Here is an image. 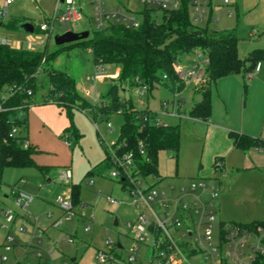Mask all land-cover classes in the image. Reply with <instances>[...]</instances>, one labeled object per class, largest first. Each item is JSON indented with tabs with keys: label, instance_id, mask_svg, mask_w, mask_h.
Instances as JSON below:
<instances>
[{
	"label": "rangeland",
	"instance_id": "374dc122",
	"mask_svg": "<svg viewBox=\"0 0 264 264\" xmlns=\"http://www.w3.org/2000/svg\"><path fill=\"white\" fill-rule=\"evenodd\" d=\"M157 1H166L167 8L174 1L151 0L145 4L153 9L151 15L160 20L162 9ZM202 4V19L196 20V11L192 0L187 2V13L190 23L206 33L221 30H233L237 39V54L243 58L253 49H264V23L246 24L243 16L248 12L241 8V0H198ZM81 6L83 17L75 23H54L49 36L38 30V26L53 15L55 0H0V9L6 19L18 18L28 21L34 26L32 32H24L0 25V34L23 39L22 45L10 42L12 47H23L30 50H47L53 53L52 58L44 67L65 71L74 79L75 91L84 99L93 102L107 87L117 81L118 70L112 63L100 64L101 70L93 62L87 46L80 40L71 43L55 44L53 37L67 29L73 31L87 30L89 37L96 29V21L90 0H75ZM238 10L235 12L234 4ZM106 11L120 9L121 12L139 19L143 4L140 0H102ZM59 8H64L59 3ZM237 13V14H236ZM4 24V23H3ZM40 42V43H39ZM199 46L190 52H182L176 63L189 66L199 61L205 70L203 52ZM201 53L197 57V53ZM206 72V71H205ZM251 75L233 73L219 77L210 86L209 120L214 124H226L232 131L264 139V59H261ZM44 73L37 75L42 86L36 88L32 95L33 103L27 110V129L17 128L16 134H26L28 141L34 145L35 152L31 155L33 163L25 166L6 167L1 175L0 183V222L2 209L10 208L21 216L31 217L32 224H22L15 219V228L24 227L29 231L27 238L24 231L12 236V250L4 251L0 245V264H121L127 261L129 248L133 241L126 227L136 216L132 198L127 186L117 179L109 177L111 167L100 173L90 172L93 165H88L105 155L106 145L115 142L124 117L118 113L104 115L93 119L90 109L72 108L70 116L65 108L57 102H41L47 94ZM140 87L126 86L121 90V98H129L135 104L139 100ZM3 95H6L3 92ZM200 93L194 90L193 83H188L180 90H172L168 86L154 83L143 99L151 112H156L162 123L179 125L180 142L176 151L159 149L156 153L157 170L160 178L149 176L148 181L158 189L168 185L188 186L194 177H187L186 172L196 163L202 141H198L189 129V108L200 99ZM78 101V100H77ZM162 102H167V111L178 108L177 116L170 117L164 113ZM179 103V105H178ZM189 121V122H188ZM111 124V131L106 123ZM74 133L78 138H74ZM70 141L66 146L63 139ZM211 145L214 140L210 141ZM91 166V167H90ZM70 169L72 181L65 183L57 179L63 169ZM221 183L212 181L219 192L218 200L213 201L215 220L212 222V246L217 247V226L219 221L249 223L264 220V167L248 165H227L218 173ZM33 197L24 211L14 207L13 198L8 195L12 185ZM75 182V183H74ZM78 186V199L85 203L83 209H74L70 219L53 225L61 214L55 202L61 195H70L72 184ZM157 211V210H156ZM158 212V211H157ZM18 215V216H19ZM13 225V223H12ZM33 233V235H31ZM38 234L40 236L38 237ZM176 236V233H173ZM1 240V231H0ZM39 240V244H37ZM107 241H109L107 243ZM1 242V241H0ZM120 243L121 247L117 246ZM114 258L104 263L96 259L97 252ZM4 255L5 258L2 259ZM150 241L138 243L136 260L133 263L148 264L152 257ZM215 258L200 254L189 255L187 263L181 264H212ZM180 264V263H178Z\"/></svg>",
	"mask_w": 264,
	"mask_h": 264
},
{
	"label": "trees",
	"instance_id": "16d2710c",
	"mask_svg": "<svg viewBox=\"0 0 264 264\" xmlns=\"http://www.w3.org/2000/svg\"><path fill=\"white\" fill-rule=\"evenodd\" d=\"M188 1L181 0L174 8L162 9L159 21L152 17L153 9L143 5L137 12L139 22L136 27L109 21L103 28H96L91 37L88 34L85 39H81L90 50L96 65L112 63L118 69L117 81L100 93L101 97H98L96 104L87 101L75 91L74 79L68 73L43 66L52 58L53 53H48L46 49L34 51L21 46L0 44V183L6 167L33 163L31 155L35 148L27 142L26 134H8L12 128L17 130L21 127L26 131L27 110L33 103L32 95L37 87L42 86V82L37 81L40 72L44 73V84L47 88V94L41 102L55 101L66 109L68 115L72 108H88L92 111L94 120L98 117L102 120L104 115L122 109L124 121L115 143L123 142L125 145L122 150L132 151L140 174L158 176L156 153L159 149H169L177 154L180 142L179 126H156L137 119L134 103L129 98H121V90L126 86L143 84L148 91L154 83L163 84L172 90L182 89V84L175 87L173 66L180 53L190 52L199 46L207 60L206 72L204 80L196 89L201 95L200 99L189 108L188 114L193 118L207 120L210 115L211 84L228 74L251 75L250 72L256 69L258 62L264 59V49H253L240 58L237 54V39L232 29L206 33L205 30L193 26L186 9ZM19 21L18 18H10L4 25L15 29ZM43 57L44 62L41 64ZM39 66L41 71L37 72ZM163 75H166V79H163ZM228 136L235 148L264 150V139L232 130L228 132ZM77 137L74 133V138ZM139 140L144 145L145 155L137 152ZM24 142L28 144L24 146ZM107 167H111V164L105 153L103 160L93 166L90 172L100 173ZM119 181L124 184L122 180ZM16 183L10 186L14 187ZM70 196L77 207L80 201L76 184L71 185ZM240 224L263 225L264 220Z\"/></svg>",
	"mask_w": 264,
	"mask_h": 264
},
{
	"label": "built area",
	"instance_id": "2783aa9c",
	"mask_svg": "<svg viewBox=\"0 0 264 264\" xmlns=\"http://www.w3.org/2000/svg\"><path fill=\"white\" fill-rule=\"evenodd\" d=\"M140 1L145 5L151 0ZM7 3H9V0H5V4ZM59 3H63L65 7L59 8ZM90 3L96 21L95 27L98 29L103 28L109 21L129 27H136L139 22V19H136L133 14H125L118 8L112 12L106 11L102 6V0H90ZM156 4L161 9L167 8L166 1H157ZM202 4L198 0H192L193 8L196 11V20L202 19ZM176 6L177 2L174 1L171 8ZM82 16L83 14L75 5L74 0H55V8L51 19L40 24L38 30L49 36L55 22L58 24H72L80 21ZM4 18V12L0 9V22ZM0 44H10V41L5 37H0ZM200 55V52L197 53V57ZM202 61L206 65L207 60L204 57ZM43 62L44 57L41 59V64ZM97 66L100 71V65ZM173 70L176 77L175 87L179 84L184 87L191 81L199 85L205 78V70L202 69L199 61L187 67H184L181 63H176ZM40 71L41 67L39 66L37 72ZM162 77L166 79V75ZM139 87V100L134 104L136 118L151 122L156 126L167 125L157 118L156 112L153 113L148 109L143 99L147 87L143 84H140ZM96 103L97 98H94L92 104ZM161 105L164 113L177 116L179 112L177 107L174 109L173 105L171 111L168 112L166 110L167 102H162ZM84 110L82 111L84 112ZM116 113L121 114L122 109H118ZM106 128L111 131L109 122L106 123ZM16 131L15 128H12L8 135L16 134ZM63 143L67 146L71 144L66 138L63 139ZM27 144V142H24V146ZM124 145L123 142H113L106 145L105 153L112 168L109 177L124 182L132 198L131 204L136 209L134 221L126 223L133 241L126 262L133 263L137 256L138 243L149 240L153 255L148 260V264L187 263V257L196 254L206 258L209 256L215 258L216 262L212 264H264V224L250 226L237 222L219 221L216 234L217 247L215 248L211 244L212 222L215 220L213 201L217 199L219 194L212 181L216 179L219 182L222 176H213L212 180L194 177L188 186L181 185L175 188L173 185H168L166 189L164 187L158 189L154 186V183L147 180L149 176L153 175L144 176L138 172L132 151L122 150ZM137 152L140 155H145L144 145L140 140L137 142ZM145 160H148V158H145ZM214 168L215 171L220 173L222 163L219 158L215 159ZM57 179L65 183L70 182L71 170L68 168L61 170ZM10 194L13 197L14 206L19 209H26L33 199L31 195L18 190L16 187L10 189ZM55 202L61 210V215L54 220V226H57L63 220L70 219L74 209H83L86 206L85 203H79L75 207L70 195L58 196ZM2 216L3 222L0 228L8 230L15 217L14 211L5 208ZM18 230L25 231V228L19 227ZM173 233H176V236H173ZM39 236L40 234H38ZM12 239L10 234L5 235L3 245L5 250L11 248ZM37 244H39V240H37ZM111 257L113 256L106 257L100 251L96 254L99 263H104L110 260ZM4 258L2 256V259Z\"/></svg>",
	"mask_w": 264,
	"mask_h": 264
},
{
	"label": "crops",
	"instance_id": "0c3cea01",
	"mask_svg": "<svg viewBox=\"0 0 264 264\" xmlns=\"http://www.w3.org/2000/svg\"><path fill=\"white\" fill-rule=\"evenodd\" d=\"M74 2H75V0H74ZM75 5H76V2H75ZM76 6H78V5H76ZM78 8L81 10V6H79ZM241 8L244 11H248L243 16V19H244L246 24L264 23V0H241ZM234 9H235V12H237V10H238L237 2H235V4H234ZM7 20L8 19H6V17H5L0 22V25H4L7 22ZM21 22H24V20L19 21V23H21ZM15 29L21 30L18 28V26ZM0 37H5L10 42L15 41V42L19 43V45H22V43L24 41L23 39H14L12 36H6L5 34H0ZM181 64L184 66L183 63H181ZM190 83H193L194 90H196L198 85L195 84V82H193V81H191ZM145 103L148 106L147 102H145ZM170 117H174V116H170ZM184 119L190 121L189 129L193 132L195 138L198 141H202L201 149H200V151L198 153V157H197L198 159H197L196 163L192 166V168L190 170H188V172H186L185 175H187V177H200V178H203L206 180H212L213 176L218 177L219 171H215V168H214V161L216 158H219V160L222 163L221 171H223L225 166H227V165H248L250 167H255V168L256 167H264V150L255 149V148H251V149H247V150H241V149L235 148L232 144V140L228 136V132L231 130V128H229V126H227L226 124H214V122H212L209 119L202 120L199 118H193L189 115L184 117ZM175 125H177V124H175ZM212 140H214L213 145H211V143H210V141H212ZM27 142L31 146H34L28 141V136H27ZM103 152L105 153V149L103 150ZM104 157H105V155L102 156V158L101 157L96 158L95 161H93L92 163H89L88 165L95 166L97 163H99L101 160H103ZM156 177L160 178L161 176L158 173V176H156ZM72 179H73V174L71 173V181H72ZM17 181H19V179H17L14 183H16ZM220 183H221V180L219 181V184ZM3 196L4 197L11 196L10 191H9L8 195L3 194ZM218 198H219V194H218L217 200H218ZM28 205H27V207H28ZM27 207H26V209H27ZM57 208H58V206H57ZM20 210L24 211L25 209H20ZM58 210L61 212V210L59 208H58ZM14 215H15V217H14V220L12 222L13 225L11 223L8 230H3L2 228H0V231H1L0 245L2 247L4 245V237L6 234H9V233L11 234L14 230H15V232H13V233L22 234V233H19L21 231H19V230L17 231L16 228L14 227L15 226V219L20 220V222H22V224H25V223L32 224V220H31V217L29 216V214L27 217L21 216L17 213H14ZM1 218H2V221L0 222V225L3 222L2 212H1ZM24 234H26L27 238H30L29 231H24ZM117 246L121 247L120 243H118ZM12 249H13L12 244H11V248L9 250H5L3 247L4 251H11ZM1 256H4V255H1Z\"/></svg>",
	"mask_w": 264,
	"mask_h": 264
},
{
	"label": "water",
	"instance_id": "95a60500",
	"mask_svg": "<svg viewBox=\"0 0 264 264\" xmlns=\"http://www.w3.org/2000/svg\"><path fill=\"white\" fill-rule=\"evenodd\" d=\"M18 28L23 30L24 32H32L33 24H31L30 22L24 21V22L19 23ZM88 34L89 32L87 30L73 31L71 29H67L63 31L61 34H55L53 37V40H54V43L57 45L64 44V43H71V42H75L81 39H85L88 36Z\"/></svg>",
	"mask_w": 264,
	"mask_h": 264
}]
</instances>
